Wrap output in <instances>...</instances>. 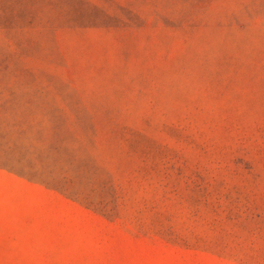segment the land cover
Here are the masks:
<instances>
[{
  "label": "rangeland",
  "instance_id": "374dc122",
  "mask_svg": "<svg viewBox=\"0 0 264 264\" xmlns=\"http://www.w3.org/2000/svg\"><path fill=\"white\" fill-rule=\"evenodd\" d=\"M0 264H264V0H0Z\"/></svg>",
  "mask_w": 264,
  "mask_h": 264
}]
</instances>
